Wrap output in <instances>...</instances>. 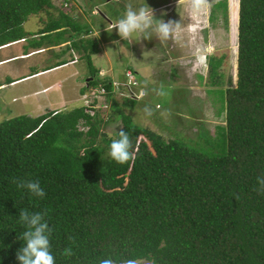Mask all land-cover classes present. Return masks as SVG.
I'll return each instance as SVG.
<instances>
[{
    "label": "trees",
    "instance_id": "1",
    "mask_svg": "<svg viewBox=\"0 0 264 264\" xmlns=\"http://www.w3.org/2000/svg\"><path fill=\"white\" fill-rule=\"evenodd\" d=\"M49 7L51 0H0V48L23 39L28 16ZM62 20L80 31L61 13L44 32L58 30ZM229 22L237 71L236 84L222 91L226 123L219 152L179 138L165 141L134 124L120 106L135 101L111 102L134 145L139 138L135 159L124 164L105 156L110 141L96 144L100 121L81 108L0 122V264H19L25 244L19 236L26 230L20 210L46 213L56 264H99L106 257L264 264V191L257 183L264 177V0H229ZM71 45L84 51L90 71L84 92L98 86L111 92L110 77H99L92 65L94 40ZM217 70H210L211 78H218ZM80 120L86 131L77 129ZM53 138L70 156L82 152V172L71 169L79 174L69 176L51 160L34 159L32 152ZM14 180L39 181L46 195L37 197Z\"/></svg>",
    "mask_w": 264,
    "mask_h": 264
},
{
    "label": "rangeland",
    "instance_id": "2",
    "mask_svg": "<svg viewBox=\"0 0 264 264\" xmlns=\"http://www.w3.org/2000/svg\"><path fill=\"white\" fill-rule=\"evenodd\" d=\"M168 1L170 0H146V3L149 7L154 8L166 4ZM71 2L74 3L72 0ZM128 4H132L133 7L136 8L144 6L145 0H110L107 3L106 0H86V6L83 7V9H86L85 14L89 16V21L93 22V24L96 23L93 25V28L97 29L100 33L99 37L103 38L105 35H115L117 30L114 29L112 31V29H108L109 22H107L100 13L104 16V13H106L108 15L106 16L108 21L115 23L122 17L126 5ZM178 5L181 8L178 9L180 12H177L180 14L178 22L183 25V28L174 40L161 42L158 38H155V36L148 38L144 33L138 32V39L136 33H133L128 40L130 45L127 43L121 44V47L126 48V45H128L130 48H133L130 68L136 71L138 85L144 87L150 93L149 97H147L148 99H144V102H139L134 107H120L125 115H129L132 118L134 124L153 131L160 135L165 141L179 138L187 141L194 147L219 152L222 148V137L224 136L221 130L226 123L224 111L225 94L222 91L226 90L229 85L236 84L237 37L235 45L233 43L234 40H232L230 36L229 0H207L206 4L203 5L199 11L193 8L191 0H184L181 3L178 2ZM221 5H224L225 8ZM95 7L100 11L99 15L97 14L96 16L91 14V10ZM61 8L59 3L51 0V7L44 8L42 12L28 16L26 21L22 24V30L26 29L28 32H33V22H37V16L40 15H42L43 20H41V18L40 20L43 21L44 25L50 21L59 19L60 14L64 13ZM165 11V9L159 11L158 15L165 13ZM67 17L76 23L79 21L80 23L82 22L81 18H79L77 22L75 16H71L70 14L67 15ZM63 22L62 20V23ZM104 27L107 28V30ZM70 31L69 27L65 30V36L68 35L67 39H69V42L87 39L79 35L78 40H76V35L72 34ZM81 31L82 26H80V31L78 32ZM86 31H84V33ZM63 34L62 32L61 35ZM56 35L48 36L45 41L49 43L48 39L51 38L50 40H54ZM93 38L94 37L91 36L88 39ZM95 39L97 40V38ZM26 41L31 43L35 41V39L28 38ZM27 42L26 45L28 44ZM94 42L96 41L94 40ZM97 42L99 43L98 40ZM47 43L42 42L41 44L48 46ZM100 44L101 43H99V45ZM108 44L109 47L105 44V48L108 49L110 53L111 68L115 67L119 69V64L117 63L118 61L115 60L116 55L113 51V45L115 46V44ZM22 45L23 44L14 46L7 45L0 48L4 49L7 47L5 50H0V59L13 53L24 52L23 49L19 50ZM69 47H71V45ZM61 50L66 51L67 47ZM78 51L79 54L83 52L80 49ZM52 52L53 51H47L39 57L27 60H17L4 68H0V83L5 84L4 80L8 71L24 72V70L27 71L30 67L38 69L37 66L41 67L43 63L49 64L52 60L50 56ZM104 61L101 62L103 65ZM80 63V65L88 68V66L84 64V59L80 60ZM92 63L97 66L96 60H93ZM105 64L107 68L109 64L107 62H105ZM215 68L218 69L217 79L210 77V70ZM109 71H104L105 77H108L109 74L107 73L111 72ZM115 72L116 71H113L112 75H114ZM78 77H82V74L74 79H68L65 83L61 84L59 90L49 92L46 95L47 101H49L51 97L55 100H60L62 91L65 88L70 89L69 94H71L73 90L75 91L74 84ZM46 79L47 77L43 78V80ZM32 85L33 83H27L15 88L0 91V122L17 116L32 117L35 112L42 108V111L45 112L40 115L48 112L46 110L50 108V106L43 100V95L24 99L19 97L20 91L29 90L32 88ZM83 85L85 88L86 82ZM161 86H163L165 92L163 96L153 91V89H160ZM88 92L89 89L87 93ZM77 95L76 93L75 96ZM115 98L116 100L112 101L121 105L122 99L118 94H116ZM106 99L107 96L102 98L103 102L101 108H97L94 112L97 119L100 121V134L96 139V144L99 146L105 145L103 140L108 139L111 143V139L114 138L117 132L121 130L120 128H122L119 120L115 121L114 115L116 113L111 111V107ZM104 100L109 106L107 110L103 108ZM99 101H101V99ZM145 105H150L152 108V114L150 116L142 112ZM158 105L159 108H157ZM75 108L83 109L84 107L76 106L70 110ZM67 111L68 110H64L55 113ZM29 112H32V116L29 115ZM77 129L81 131L87 130V128L83 126L82 120L79 121ZM81 151L82 150L78 152ZM108 152L109 149H106V157H108ZM81 155H83L82 152L81 154H76V156H70L68 153L63 152L58 138H53L50 140L49 144L32 152L34 159L46 158V160H51L56 163L58 167L64 169L69 176L78 175L79 172L84 170L83 163L80 159ZM78 167L82 170L73 173L72 170ZM142 264L150 263L142 261Z\"/></svg>",
    "mask_w": 264,
    "mask_h": 264
},
{
    "label": "crops",
    "instance_id": "3",
    "mask_svg": "<svg viewBox=\"0 0 264 264\" xmlns=\"http://www.w3.org/2000/svg\"><path fill=\"white\" fill-rule=\"evenodd\" d=\"M110 0H106V3L109 2ZM119 1V0H118ZM184 1V0H183ZM179 0H170L168 1V3L158 6V7H154L152 8L154 10V15L156 16L157 19H164V20H173L178 22V18H179V13L180 12L178 9H181L180 6L178 5ZM72 9L71 11H69V14L71 16H75V19L81 18V23L80 21L78 23L74 22L75 24H78L80 26H82V31L81 32H76L73 29H70L71 33L76 35V40H78V36L80 35V37L82 36V38L86 39V38H90L91 36H93L94 40L97 42V40L99 41V43H101L99 45V43L97 42V52L91 56V61L96 60L97 61V66H95L93 63V67L96 70H102L103 72L106 71L110 73L112 75L113 71H116L114 73V75L112 76H118L121 77V72L123 70V68H129V66H131V54L133 53V48H130V46L126 45L127 47H121V44H129L130 42L128 41H124L122 40L119 35H118V30L117 33L115 35L112 36H104L103 38L99 37L100 33L97 29L93 28V22L89 21V16L87 14H85V10L83 9V7L86 6V0H75L74 3H72ZM97 8V7H95ZM94 8V9H95ZM165 9V13H161L158 15L159 11ZM93 10V9H92ZM91 10V12H92ZM156 12V13H155ZM64 15H69L66 12L63 13ZM92 14V13H91ZM105 16L101 13L102 17L109 22V24H111L112 22L108 21V19L106 18V16H108L106 13H104ZM178 14V15H176ZM94 15V14H92ZM96 16V15H94ZM165 16V17H164ZM38 18L36 19L37 22H33L34 25V30L33 32H28L26 31V29H23L25 35H24V41H22L23 39H20L19 42H17L16 45H22V47L19 48V50L23 49L24 52H19V53H13L9 56H4L3 58L0 59V63H2L0 65V68H4L5 66H7L8 64L15 62L17 60H27L30 58H34V57H39L42 54L46 53L47 51H53L52 54H50L51 62L49 64L47 63H43L40 66H37L38 69H35L34 67H30L27 71L24 70V72H20V71H8V74L5 77V84H1L0 83V91L3 90H7V89H11V88H15L17 86L23 85V84H27V83H33L32 88H30L29 90H22L19 92V97L24 99V98H33V97H37L39 95H43V100L47 103L48 106H50V108H47L46 111L49 112H58V111H64V110H70L76 106H81V96L84 94V83L90 80V71L89 68H86L83 65H80V60H82V55L84 53L79 54L78 49L74 48L73 45H71L72 42H69V39H67L68 35L65 36V30L66 28V24L63 22L61 23V26L58 30H54V31H50V32H44L45 30H47V26L49 25L48 22L47 24H43V20L42 19V15L37 16ZM41 18V20H40ZM60 19V18H59ZM59 19L57 20H53L55 22H57ZM45 21V20H44ZM72 21V20H71ZM114 24V23H112ZM24 26V25H23ZM37 26V28H36ZM105 28V27H104ZM42 29V30H41ZM107 30V28H105ZM109 29V28H108ZM84 33V31H86ZM64 33L63 35H61V33ZM83 33V34H82ZM87 33V34H86ZM57 34V35H56ZM107 34V33H106ZM51 35H56L54 40H50L48 39V42L45 41V39H47L48 36ZM44 36V37H43ZM136 37L138 39V32L136 33ZM28 38L31 39H35V41H32L31 43H28L26 40ZM97 38V40L95 39ZM40 39V40H39ZM44 39V40H43ZM114 41H119V43H114ZM26 42L28 43L26 45ZM42 42H45L48 44H41ZM95 42V43H96ZM108 43H114L115 46L113 45V51L116 55V59L119 64V69H116L115 67L111 68L112 64H111V60L109 57L110 53L109 50L105 48V44L108 45ZM71 45V47H69ZM67 47V50H61L62 48ZM5 50V49H3ZM82 50V49H81ZM67 52V54H66ZM84 52V51H83ZM113 53V54H114ZM105 59V61H104ZM102 61H104V65L101 63ZM105 62H107L109 64V68H106V64ZM60 63H63L62 65H59ZM84 64L85 61H84ZM40 67V68H39ZM98 67V68H97ZM35 69V70H34ZM120 70V71H117ZM55 74V75H54ZM80 74H82V77H78L76 78V83L75 85V91L73 90V92L71 94L70 93V89L65 88L62 91V95L60 96V100H55L52 97L49 99V101H47L46 99V95L54 90H59L61 84L65 83L68 79H74L75 77L79 76ZM46 80H43V78H46ZM50 78V79H49ZM73 85V86H74ZM29 91V92H26ZM75 92V93H74ZM76 93L78 94L77 96ZM82 94V95H81ZM81 95V96H80ZM75 96V97H74ZM80 97V98H79ZM75 105V106H73ZM43 109V108H42ZM38 110L37 112H35L34 116H32V112H29V115H31L32 117H36L38 115H40L41 113L45 112Z\"/></svg>",
    "mask_w": 264,
    "mask_h": 264
},
{
    "label": "clouds",
    "instance_id": "4",
    "mask_svg": "<svg viewBox=\"0 0 264 264\" xmlns=\"http://www.w3.org/2000/svg\"><path fill=\"white\" fill-rule=\"evenodd\" d=\"M181 2H183V0H179V3ZM206 2L207 0H191L193 8L197 11H199L202 8V6L206 4ZM109 26L110 24L108 25V28L112 29V31L114 29L118 30L119 37L124 41L129 40L133 33L140 32V33H144L148 38L155 36V38H158L159 41L167 42L169 40H174L183 28V25L179 22L173 20L165 21L164 19H157L154 15V10L147 5L146 0L144 6H139L134 8L132 4L126 5L122 17L119 18L114 24H112L111 28ZM114 43H119V41H114ZM128 69L132 70L136 77V71L130 68V66L129 68L127 67L123 70H128ZM123 70H122V74H123ZM108 76L110 78L112 77L117 79H121L122 77V76L121 77L112 76L110 74ZM142 88L145 90V92L142 91L141 95H145V96L140 101H135L137 103L144 102L145 101L144 99L149 97L148 90L145 89L144 87ZM153 91L156 92L158 95L161 96L165 95L163 86H161L160 89H153ZM86 92H84V94ZM106 96H107L106 100H108V103L111 107V111H113L111 102L112 100H116L115 98L116 94L112 95L111 93H109ZM123 101H134V100L123 99L121 104L123 103ZM101 103L102 101L96 102L97 105H101ZM104 103H106L105 100ZM82 106L83 103L81 99V107ZM157 108H159V105ZM85 109L86 108L84 107L83 110ZM142 112L143 114L150 116L152 114L151 106L145 105V107L142 109ZM120 129L121 130L117 132L116 136L111 139L108 156L116 163L124 164L129 160L135 159L136 153L138 151L139 138H137V144L134 145L128 132H125L123 128ZM13 182L16 183L18 188L27 189L29 192H31L37 197L42 198L46 195L44 190L41 188L39 181L14 180ZM257 183L260 185V190L264 191V177H258ZM45 215L46 213L43 212L30 213L27 210H20L19 221L26 230L23 233H21L19 236V239L25 242L24 246L21 247L17 252V260L19 261V264H56L55 257L50 252L49 236L51 233V228L49 223L45 219ZM65 254L71 255L72 254L71 248L66 249ZM99 264H142V261L139 258L136 259L128 258L117 261L112 257H106L100 259Z\"/></svg>",
    "mask_w": 264,
    "mask_h": 264
},
{
    "label": "built area",
    "instance_id": "5",
    "mask_svg": "<svg viewBox=\"0 0 264 264\" xmlns=\"http://www.w3.org/2000/svg\"><path fill=\"white\" fill-rule=\"evenodd\" d=\"M54 2L59 3L62 7L61 10L66 13H69V11H71V7L73 6L70 0H54ZM91 13L97 15L100 13V11L97 8H93ZM111 25L112 24L109 26L110 28ZM22 41H24V39ZM98 75L99 77H105L102 71H99ZM121 76V79L112 77L110 78L111 81L109 84L111 85V92L109 93L112 95L118 94L122 100L125 99L140 101L145 96L141 95V92H145V90L138 85L134 72L130 69L123 70V74ZM109 93H107V91L102 86H98L97 89H90L88 93L86 92L83 94L81 99L83 106L86 108L85 111L90 115L94 114L93 112L97 110V108H101V105H97L96 102H103L102 98ZM100 99L101 101H99ZM103 108L106 110L108 109L107 103L103 104Z\"/></svg>",
    "mask_w": 264,
    "mask_h": 264
},
{
    "label": "bare ground",
    "instance_id": "6",
    "mask_svg": "<svg viewBox=\"0 0 264 264\" xmlns=\"http://www.w3.org/2000/svg\"><path fill=\"white\" fill-rule=\"evenodd\" d=\"M19 42V41H18ZM17 44V42H15V43H13V44H10L9 46H14V45H16ZM8 46V47H9ZM7 48V47H6ZM6 48H4V49H6ZM0 50H3V49H0ZM2 64V63H1Z\"/></svg>",
    "mask_w": 264,
    "mask_h": 264
}]
</instances>
